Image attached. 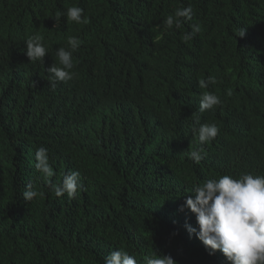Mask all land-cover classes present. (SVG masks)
<instances>
[{"label":"trees","instance_id":"1","mask_svg":"<svg viewBox=\"0 0 264 264\" xmlns=\"http://www.w3.org/2000/svg\"><path fill=\"white\" fill-rule=\"evenodd\" d=\"M73 6L86 23L60 15ZM188 6L193 19L166 28ZM193 23L201 31L185 42ZM31 36L43 37L42 62L25 55ZM70 37L82 42L73 81L52 88L46 70ZM207 92L222 104L200 123L220 131L200 145L193 118ZM41 146L53 184L80 172L75 199L35 169ZM242 173L264 175V0H0V264H103L120 249L138 264L154 252L229 264L189 235L183 206L194 185ZM28 184L43 195L26 202Z\"/></svg>","mask_w":264,"mask_h":264},{"label":"clouds","instance_id":"2","mask_svg":"<svg viewBox=\"0 0 264 264\" xmlns=\"http://www.w3.org/2000/svg\"><path fill=\"white\" fill-rule=\"evenodd\" d=\"M68 20L77 24L86 23L84 9L79 6L69 7L65 13H61ZM193 19L191 6L178 8L174 15L166 17L164 24L168 29H180L186 21ZM201 31L198 23L191 25V31L184 34V41L193 39L194 35ZM245 35L243 28L239 37ZM78 37H70L68 45L70 50L64 47L56 49L60 67L54 64L46 71L49 73L50 87L55 88L58 82H71L74 78L73 52L81 45ZM24 50V47H23ZM22 51V48L19 52ZM48 54V49L43 44V37L31 36L25 42V55L29 61L42 62ZM201 88H207L209 84H215L216 78L208 76L201 80ZM62 84V83H61ZM222 104L221 98L207 92L202 95L198 112L194 115L193 133L198 137L200 145L213 141L219 134L216 124L200 123V114L213 110ZM188 158L194 164H199L204 159L203 147L193 148L188 152ZM35 169L43 174L49 186L57 197L66 195L75 199L79 192L84 190L79 171L63 174L59 184H53L51 178L55 176L53 167L49 161L48 149L41 146L35 152ZM193 196L185 199L183 207H187L195 215L197 227L187 226L189 235L202 243L209 255L219 250L229 264H264V175L242 173L238 178L232 175H222L218 179H208L202 184L192 187ZM38 193L33 185H26L22 193L23 199L33 200ZM103 264H138L137 258L125 250H113L105 257ZM144 264H176L167 255L154 252L153 255L144 258Z\"/></svg>","mask_w":264,"mask_h":264}]
</instances>
